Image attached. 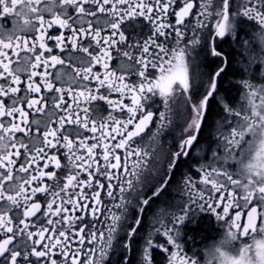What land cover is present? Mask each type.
Wrapping results in <instances>:
<instances>
[{
    "label": "snow or ice",
    "instance_id": "snow-or-ice-1",
    "mask_svg": "<svg viewBox=\"0 0 264 264\" xmlns=\"http://www.w3.org/2000/svg\"><path fill=\"white\" fill-rule=\"evenodd\" d=\"M0 18V264H264V0Z\"/></svg>",
    "mask_w": 264,
    "mask_h": 264
},
{
    "label": "flooded vegetation",
    "instance_id": "flooded-vegetation-1",
    "mask_svg": "<svg viewBox=\"0 0 264 264\" xmlns=\"http://www.w3.org/2000/svg\"><path fill=\"white\" fill-rule=\"evenodd\" d=\"M0 23H5L10 25L11 21H6L3 18H0ZM145 27H141L140 29H137V33L143 34L146 32ZM243 35V34H242ZM258 47V44H257ZM167 139V137H165ZM198 179V177H197ZM175 195V194H173ZM200 216L204 217L203 220L199 221V223L196 226H189L188 233L193 237V239L188 240V248H189V255H191V249L196 248L198 250H203V248L206 245H211L215 241L221 239L223 235V229H221L215 222V219L213 218L211 221H208L207 213H199ZM201 231V233H197ZM184 239H187V236L184 237Z\"/></svg>",
    "mask_w": 264,
    "mask_h": 264
},
{
    "label": "trees",
    "instance_id": "trees-1",
    "mask_svg": "<svg viewBox=\"0 0 264 264\" xmlns=\"http://www.w3.org/2000/svg\"><path fill=\"white\" fill-rule=\"evenodd\" d=\"M198 231H199V230H197L196 232H197V233H201V231H200V232H198Z\"/></svg>",
    "mask_w": 264,
    "mask_h": 264
}]
</instances>
